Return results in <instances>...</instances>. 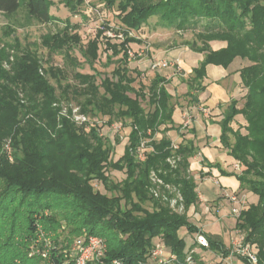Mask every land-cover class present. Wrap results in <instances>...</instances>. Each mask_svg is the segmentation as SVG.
<instances>
[{"label": "trees", "instance_id": "16d2710c", "mask_svg": "<svg viewBox=\"0 0 264 264\" xmlns=\"http://www.w3.org/2000/svg\"><path fill=\"white\" fill-rule=\"evenodd\" d=\"M59 1L73 14L84 2ZM99 1L108 9L116 8L120 25L109 28L113 36L105 34L106 26L82 44L77 24L50 13L54 0H0V12L7 20L3 35L12 39L0 43V201L7 196H18L20 201L28 199L23 204L25 216H21L18 208L2 214L10 220L11 230L14 222H21L23 228L17 239L10 235L7 243H0V264H14V261L71 264L69 252H59L57 244L37 247L35 252L39 255L31 257L26 250L31 242L37 245L39 224L50 231L58 226L57 222L49 224L40 211L54 207L64 208V218L74 225L71 235L84 227L103 239V254L89 264H145L158 241L176 254L174 264H182L191 251L186 250L184 231L201 232L208 240L207 248L221 255L228 253L229 247L188 218L187 212L198 201L196 181L189 172V158L197 152V147L193 140L183 139L173 149L172 140L165 135L173 127L167 124L172 123L176 106L165 86L170 79L156 72L147 87L132 85L136 77L128 67V50L129 44L139 39L130 32L138 30L152 16L157 17L156 24L163 28L186 30L201 23L204 27L197 32L203 45L194 41L190 44L191 50L203 53L197 66L191 69L192 81L186 92L193 102L199 101L198 93L206 88L202 80L207 75V65L226 69L236 57L251 62L238 71L246 88L243 105L238 107L237 100L230 99L220 120V141L242 169L235 173L220 170L223 174L236 175L240 188L258 197L256 203L240 210L235 228L242 232L244 242L255 246V264H264V0ZM52 22H63V27L42 34L40 43L52 53L64 54L74 66L80 63L70 51L78 48L83 62L94 70L93 73L74 71L77 84L61 85L65 69L52 64L44 68L38 53L22 47L16 35L17 28ZM102 36L106 39V51L110 50L106 64L111 63L112 56L120 55L110 75H103L94 67ZM115 37L121 41H113ZM212 40L226 44L212 48L209 44ZM97 77L100 83L96 82ZM49 78L58 82L59 93ZM74 100L82 112L95 117L108 116L109 123L118 119L122 126L130 127L123 153L117 159L111 158L113 147L101 133V125L95 123L86 131V122L78 126L70 115L60 113L62 101ZM238 114L246 120L245 132L240 126L234 129L231 125ZM158 132L163 133L160 138L155 137ZM142 140L147 143L145 157L140 160L137 147ZM6 141L12 149V160L4 148ZM171 156L179 157L174 167L167 160ZM108 168L123 171L125 177L120 182L110 181ZM152 171L179 190L182 212L152 195ZM93 180L101 181L107 191L116 193L107 195L96 190ZM146 202L151 203L152 209L145 207ZM43 250L46 256L42 255Z\"/></svg>", "mask_w": 264, "mask_h": 264}, {"label": "rangeland", "instance_id": "374dc122", "mask_svg": "<svg viewBox=\"0 0 264 264\" xmlns=\"http://www.w3.org/2000/svg\"><path fill=\"white\" fill-rule=\"evenodd\" d=\"M54 1L55 3L50 7V13L59 17L62 19V21L66 18H69L71 23L77 24V31L81 36L82 44H85L89 39H92L96 32L103 29L104 27H108L105 28V34L110 35L114 33L113 31L109 30V28L112 27L115 29L120 25L117 16L118 11L116 8L114 7L112 9H108L99 0H84L83 4H81V6L78 8L76 14L71 13L64 3L60 2L59 0ZM6 22L7 20L5 16L0 12V43L4 42V40H12L11 38H6L3 35V27ZM156 23L157 17L152 16L138 30H131L130 32L132 36L139 39V42L129 44L130 53H128V67L132 71L130 72L131 75L136 77V80L132 83V85L134 87H139V85L142 84L147 87L156 72L169 78L170 81L166 83L165 86L172 94V103L177 105V108H179V118L181 119L183 113L186 111L192 115L188 106H192L194 103H196L190 99V96L186 92L189 90L190 82L192 81L193 73H191V68L197 66L198 62L203 57V53H198L191 50L190 44L194 41L197 45H203V41L198 36L197 32L204 30V27L201 23L195 28L181 30L174 27L163 28L158 26ZM61 27H63V22H52L48 25L35 24L26 28H17L16 35L19 38L22 47H28L38 53V55L42 58V64L44 68L52 64L53 66L63 67L65 69L66 76L64 79L60 80L61 85L66 83L77 84V80L73 77L74 71H79L82 73L94 72V70L90 68L88 64L83 62V57L81 56L79 49L74 48L70 51V55L75 57L80 63L79 65L74 66L69 59L67 60L64 57V54L57 51L52 53L40 43L42 34L49 31H56ZM105 40L106 39L104 36L100 37L99 39V58L95 61L94 67L103 75H110L111 70L117 63L116 58L120 55L112 56L110 60L111 63L106 64V55L110 53V50L106 51ZM112 40L119 42L121 41V38L115 37L112 38ZM209 44L212 48H218L220 46H224L226 42L212 40L209 42ZM164 62H166V65L163 64ZM250 63L251 62L246 58L242 59L240 57H236L226 69L219 68V70H213L211 66L207 65V75L205 78H203L202 83L205 85L212 83L220 85V87L225 92V101L227 100V97L228 99H236L237 106L241 107L244 102L246 88L242 85L238 71L242 66L249 65ZM220 69H223L224 71L222 72L224 73L223 77H219V75H221L219 73ZM49 80L53 85L56 86V91L59 93L60 88L57 85L58 82L53 78H49ZM96 82L100 83L99 77H97ZM100 91H103L101 87ZM129 95L133 97L134 93L129 92ZM198 96L201 98H204V96L206 97L204 91L198 93ZM229 101L230 100H228V102ZM141 103L142 105L147 106L145 101H141ZM61 105H63L61 108L62 115H70L76 125L86 122L84 125V129H86V131H89V127L95 123H97V125H101V133L106 137V139L109 140L110 145L113 147V153L111 155L112 159H117L123 153L124 145L128 140V132L130 127L122 126L120 120L118 119H113L111 123H109L107 122L108 116L99 115L95 117L88 113L82 112L80 105L76 104V100L69 103L62 101ZM222 110L225 111L226 108ZM83 117L85 119H83ZM231 125L234 129L240 126L241 131L245 132L244 126L246 125V120L242 114H238L234 117ZM155 137L158 138V135L156 134ZM4 148L6 149L7 154L11 156L10 160H12V149L8 144V141L4 143ZM229 161H231V168L233 167L235 171L239 172L242 169V166L236 168L235 165L238 164V161L232 159L231 156L229 157ZM106 174L108 175L110 181L114 183L120 182L125 177V173L123 171H118L112 168H108L106 170ZM92 184L96 190L106 193L107 195L116 193L115 191H107L99 180H93ZM247 192V190H242L236 193L237 197L240 199L237 207L244 208L251 203L257 202V195L254 194V198H251L246 196ZM27 200L28 199H22L21 201H24L23 203L20 201L18 196L17 198L7 196V198H4L0 201V243H7L10 235L11 237L17 239V237L20 236L23 228L21 222L20 224L18 222H14V226H11V230V222H9L10 220L7 221V218L2 217V214H10L11 211H14L15 208H18L21 216H25L26 206L23 204L27 203ZM144 205L148 209H152L150 202H146ZM121 206H126L124 198L121 200ZM208 207L211 206L208 205ZM63 209L64 208L62 207H54L52 209L40 210L41 213L46 216L47 222H49V224H52V222H57L58 226L54 231H50L44 229V227L39 224L40 229L35 237L37 245H33L34 243L31 242L26 249L29 257L33 255H39L35 252L37 247H51L52 244H57L59 252L68 251L72 248L75 239L82 238L85 235H94L89 233L84 227H81L77 234L71 235L70 230L74 227V225L69 224L64 218L65 211ZM201 211L202 208L201 210L194 209L188 211L187 214L189 220L193 223H197L199 218L198 213H201ZM230 213L231 215L233 213L232 207L230 208ZM204 229H206V231L209 233L211 232V234L217 232L219 235L224 237L225 241L228 242V246L231 244L232 237L227 232L228 230L223 228L222 223L217 222L210 226H205ZM182 234H184L186 238V250L188 248V250L191 249L189 253L194 256V261L192 264H221L220 253L214 252L207 247L205 249L194 242L195 233L190 234L184 231ZM122 236L125 237L124 235ZM195 245L198 247L197 252L202 253L203 256H199V254L195 255V252L192 249V247ZM200 257L203 258L200 260L198 259ZM236 262L237 260L235 263ZM14 264H18V262L14 261Z\"/></svg>", "mask_w": 264, "mask_h": 264}, {"label": "crops", "instance_id": "0c3cea01", "mask_svg": "<svg viewBox=\"0 0 264 264\" xmlns=\"http://www.w3.org/2000/svg\"><path fill=\"white\" fill-rule=\"evenodd\" d=\"M208 66H211L213 70L222 68L221 66L212 64ZM222 72H224L223 69H220L219 73L221 75L218 74L219 77L224 76ZM204 92L206 97L204 96V98H201L198 96L199 101L192 106H188L193 117L189 127L182 128L183 118H179V108H177L178 106L176 105L172 115L173 121L167 124L168 126L173 125V127L167 130L165 135L175 142H180L183 139H191L197 147V152L189 158V172L196 181L198 196L196 206H192L189 211L194 209L201 210L202 208L201 213H198L199 218L195 224L200 227L202 231L209 233L204 227L220 222L223 228L228 230L227 232L233 237L236 230V215L233 213L231 215L230 208L238 205L230 201L229 195L242 191V189L239 186L240 183L236 175L221 173L220 169L234 173L236 171L233 167L231 168V161H229L230 156L226 153V149L219 138L221 132L220 120L224 113L222 109H227L229 104L228 100L230 99L227 97L225 101V92L220 85L216 83L206 85ZM163 127L162 125L161 128ZM157 135L158 138H160L163 133L158 132ZM246 196L254 198L255 195L251 192H247ZM208 205L211 207H208ZM209 234H211V232ZM211 235L218 238L225 246H230V244L228 246V242L224 240V237L217 232ZM196 246L197 245L192 247L195 255L199 254V256H203L202 253L197 252L198 247ZM202 258L203 257H200L198 259L201 260ZM235 264L246 263L238 259Z\"/></svg>", "mask_w": 264, "mask_h": 264}, {"label": "built area", "instance_id": "2783aa9c", "mask_svg": "<svg viewBox=\"0 0 264 264\" xmlns=\"http://www.w3.org/2000/svg\"><path fill=\"white\" fill-rule=\"evenodd\" d=\"M110 35L113 36L114 34ZM128 53H130V50H128ZM163 64L166 65V62H164ZM182 117V128H186L192 122V115H190V113L186 111L183 113ZM83 119L85 118L83 117ZM146 143L147 140H142L137 147V156L140 160L144 159L145 157L144 151L146 149ZM171 146L173 149H177L178 144L177 142L172 141ZM178 159L179 157L177 156H171L167 158L172 167L176 165V161ZM235 166L236 168L239 167L238 164H236ZM150 179L152 182V186L150 188L152 195L156 198L167 201L173 209L178 212H182V196L179 190L170 183H165L154 171L151 172ZM229 199L236 204H238L240 201L236 193H231L229 195ZM241 209L242 207L235 206L232 207V212L236 216H238ZM235 231V235L232 237L231 244L228 248V253L226 255H221L220 263L235 264V261L240 259L242 261L246 260L248 263L255 264L257 262L255 246L252 243L243 241V235L239 229H236ZM195 242L201 247H208V240L201 232L196 233ZM68 252L71 259V264H89L90 261L98 258L103 254L104 241L98 235H85L82 238L75 239L72 248L69 249ZM41 253L43 256H46L45 250H43ZM193 261V255L191 253H188L182 264H192ZM176 262V254L167 250L163 242L158 241L151 249L145 264H174Z\"/></svg>", "mask_w": 264, "mask_h": 264}]
</instances>
